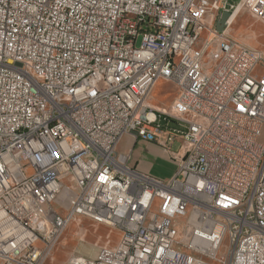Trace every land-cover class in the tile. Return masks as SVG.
<instances>
[{
	"label": "built area",
	"instance_id": "1",
	"mask_svg": "<svg viewBox=\"0 0 264 264\" xmlns=\"http://www.w3.org/2000/svg\"><path fill=\"white\" fill-rule=\"evenodd\" d=\"M226 11L0 0V264H45L78 217L120 238L68 264H264V55L231 38L236 18L217 31ZM160 80L176 87L166 112L150 106ZM126 135L163 148L174 175L140 171Z\"/></svg>",
	"mask_w": 264,
	"mask_h": 264
},
{
	"label": "rangeland",
	"instance_id": "2",
	"mask_svg": "<svg viewBox=\"0 0 264 264\" xmlns=\"http://www.w3.org/2000/svg\"><path fill=\"white\" fill-rule=\"evenodd\" d=\"M238 1L231 0V3H238ZM229 33L236 36L246 47L257 50L264 55V3L250 8L243 7L230 26ZM174 99L175 86L162 80L152 92L150 106L160 112H166ZM179 146L176 143L173 150L179 149ZM161 150L164 153L161 157L149 158L147 162H150L153 167L155 176L168 179L174 175L176 165L166 151L163 148ZM130 160L137 167L138 162L133 153H131ZM63 213L66 214V211ZM119 238L120 232L118 230L78 217L60 234L51 253L47 254L45 264H68L72 257L94 259L101 247L105 245L114 246L118 243Z\"/></svg>",
	"mask_w": 264,
	"mask_h": 264
},
{
	"label": "crops",
	"instance_id": "3",
	"mask_svg": "<svg viewBox=\"0 0 264 264\" xmlns=\"http://www.w3.org/2000/svg\"><path fill=\"white\" fill-rule=\"evenodd\" d=\"M229 35H230V33H229ZM230 36H231V38L233 37L232 38L233 40L239 42L242 45H245L238 38H236V36H234V35H230ZM161 81L162 80H160L158 83H160ZM157 84H156V86H157ZM156 86H155V88H156ZM155 88H154V90H155ZM154 90H153V92H154ZM175 96H176V87H175ZM150 101H151V99H150ZM118 152L120 154L130 155V158H131V153H133L134 158L138 162L137 168L140 171L151 174V175L153 174L154 169L150 165V162H147L148 159L154 158V157H161L164 154L163 151L161 150V148L159 147V145H157L155 143L146 142L142 139L136 138L134 135H126L123 138L122 142L120 143V145L118 147ZM143 157H144V159H143ZM155 177H158V176H155ZM158 178H160V177H158Z\"/></svg>",
	"mask_w": 264,
	"mask_h": 264
},
{
	"label": "bare ground",
	"instance_id": "4",
	"mask_svg": "<svg viewBox=\"0 0 264 264\" xmlns=\"http://www.w3.org/2000/svg\"><path fill=\"white\" fill-rule=\"evenodd\" d=\"M231 0H217L218 9H228L231 13L230 18H237L242 10L235 6H228ZM49 228V213L44 210H36L34 214H29V229H31V236L45 237L46 229Z\"/></svg>",
	"mask_w": 264,
	"mask_h": 264
},
{
	"label": "water",
	"instance_id": "5",
	"mask_svg": "<svg viewBox=\"0 0 264 264\" xmlns=\"http://www.w3.org/2000/svg\"><path fill=\"white\" fill-rule=\"evenodd\" d=\"M231 16V13L229 11L224 12L221 17L219 18V20L216 23V29L219 33L223 32L224 29L227 26L228 20ZM161 124L165 125L166 121L165 120H161Z\"/></svg>",
	"mask_w": 264,
	"mask_h": 264
}]
</instances>
